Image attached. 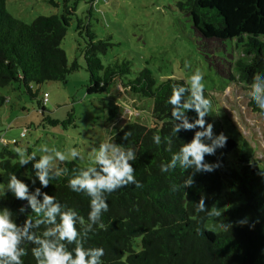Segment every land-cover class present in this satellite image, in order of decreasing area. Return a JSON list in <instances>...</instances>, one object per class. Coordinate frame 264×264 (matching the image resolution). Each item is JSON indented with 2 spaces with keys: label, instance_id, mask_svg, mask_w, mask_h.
Returning <instances> with one entry per match:
<instances>
[{
  "label": "trees",
  "instance_id": "trees-1",
  "mask_svg": "<svg viewBox=\"0 0 264 264\" xmlns=\"http://www.w3.org/2000/svg\"><path fill=\"white\" fill-rule=\"evenodd\" d=\"M79 0H62L60 13L40 15L26 23L11 15L6 9V0H0V87L14 85L23 88L30 98L37 97L32 85L46 81L65 83L70 73L79 68L76 60L68 62L60 43L67 31ZM55 6L58 2L49 0ZM176 6L191 20L192 28L202 38L230 41L240 49V56L233 61L235 74L232 81L250 91L253 78H264V0H179ZM77 34L84 37L80 51L88 72L86 92L94 95L109 94L116 82L128 92L150 100L152 126L141 123L125 124L112 137L122 148L134 146L133 166L135 178L143 186L120 187L112 193H104L108 211L101 210L97 222L88 220L90 197L68 187V181L86 167L73 161L58 163L57 170L48 168V186L39 181L34 167L41 156L35 154L25 164H20L18 155L7 144H0V185L5 187L0 194V211L7 210L10 219L23 228L26 221L31 225L28 232L45 239L44 231L60 223L56 214L55 223L36 225L37 219H45L43 211H33L27 198H17L10 187L13 175L27 186L28 195L43 203V195L55 197L61 211L74 210L78 241L85 249L102 247V264H264V162L254 158L255 149L234 134L228 137L224 148L217 147L214 155L205 154L209 164L221 162V167L212 172L195 171L193 167L182 168L180 162L167 172L161 165L171 162L181 145L189 143L196 131L180 128L173 133L174 124L180 123L171 117L172 105L168 100L173 85L185 84L180 78L165 77L155 80L148 68L128 75L131 69L127 61L104 65L100 53H105L109 43L96 39L88 24L77 19ZM188 93L184 94L186 98ZM205 95L212 100L206 92ZM214 100V101H213ZM8 102L0 94V107ZM216 103V102H215ZM43 98L37 100L38 109L45 110ZM248 107L264 118V110L258 108L248 96ZM215 109L204 117L205 122L215 118ZM189 122L196 118L194 109L185 110ZM69 116L64 123L72 122ZM43 121L56 125L58 120L44 116ZM131 132L125 138V134ZM160 135L159 145L153 142ZM14 144H16V140ZM168 140H171L169 145ZM31 155V147L25 148ZM233 163H238L237 167ZM99 171L97 163L94 166ZM57 172L61 174L57 176ZM91 175V173H90ZM191 177L192 186L184 182ZM173 185L178 190L173 191ZM39 188V193L36 189ZM186 194V195H185ZM203 196L205 212H197L196 205ZM215 206L221 209L219 217H209L208 211ZM23 209V210H21ZM83 217L84 223L80 222ZM248 218L241 225L237 221ZM254 221V227H249ZM231 223L228 232L218 224ZM91 224V227H89ZM104 224V228L99 225ZM199 228L203 235H198ZM46 239L54 240L50 236ZM67 251L75 255L76 241H60ZM20 247L25 249L23 264H38L33 249L39 245L22 238ZM87 258V257H86Z\"/></svg>",
  "mask_w": 264,
  "mask_h": 264
},
{
  "label": "rangeland",
  "instance_id": "rangeland-1",
  "mask_svg": "<svg viewBox=\"0 0 264 264\" xmlns=\"http://www.w3.org/2000/svg\"><path fill=\"white\" fill-rule=\"evenodd\" d=\"M54 1L58 6L49 0H6L5 6L15 18L29 23L40 15L60 13L62 0ZM177 1L79 0L60 43L68 62L76 60L79 68L68 75L65 83L33 84L32 90H37V97L32 99L23 88L0 87V94L8 99L0 107V143L14 150L31 147L39 156H52L49 168L54 171L63 161L55 157L53 149L68 157L64 161L88 168L95 164L94 150L105 141L116 144L112 134L125 124L153 125L150 100L134 96L119 82L109 94L86 92L89 76L80 51L84 37L75 29L80 19L89 25L96 39L111 44L105 53H100L104 65L127 61L131 69L128 75L148 68L158 82L165 77L186 82L199 69L204 74L205 92L215 99L213 108L221 113L206 122L213 124V137L223 132L246 140L255 149L254 158L263 164L264 140L260 133L264 132V118L250 110L248 91L230 77L236 73L233 61L240 56V49L230 41L202 38L192 28L189 16L176 6ZM186 61L190 68H185ZM44 93L47 101L41 113L37 100H41ZM46 115L59 123L50 125L43 121ZM69 116H73L72 122L64 123ZM25 128L28 134L22 137L20 133ZM204 142L210 144L211 140L204 138ZM41 145H47L49 151L42 152ZM72 148L80 151L83 159L69 157ZM129 148L134 152V146ZM233 165L237 167L238 163ZM4 192L5 187L0 185V194Z\"/></svg>",
  "mask_w": 264,
  "mask_h": 264
},
{
  "label": "clouds",
  "instance_id": "clouds-1",
  "mask_svg": "<svg viewBox=\"0 0 264 264\" xmlns=\"http://www.w3.org/2000/svg\"><path fill=\"white\" fill-rule=\"evenodd\" d=\"M189 62H185V68H190ZM188 93L186 98L184 94ZM248 96L255 102L256 106L264 110V78L260 74H256L253 78V83L250 86ZM171 108V117L180 123L174 124L173 133L184 128L191 130L193 128H201L203 131H196L193 138L189 143L181 145L179 152L172 156L171 162L167 165H161V171L167 172L173 168L177 161L180 162L182 168L193 167L195 171L212 172L221 167V162L218 160L216 163L209 164L205 162V154L214 155L217 147L224 148L227 144L228 137L223 132L213 137V124L205 122L204 117L213 112L212 100L205 95L204 74L199 70H195L185 84H175L172 88V93L168 100ZM194 109L196 118L194 121L189 122L185 116V110ZM215 114L220 116V110H216ZM28 129L25 128L20 135L26 136ZM131 132L125 134V138L130 136ZM260 137L264 140V132L260 133ZM204 138L211 140V143H205ZM153 142L157 145L160 144V135L153 136ZM169 145L171 140H168ZM42 152H48L47 145H41ZM19 163L25 164L28 160L32 159L35 153L25 155V149H15ZM55 157L60 161H64L65 154L61 151L53 149ZM71 158L80 157L83 155L76 148H72L68 154ZM136 157L131 148L125 150L124 148L105 141L100 144L98 150H94L95 163L99 165V171L95 167L89 166L82 170L79 175L72 177L68 181V187L77 193H85L90 199V211L88 212V220L90 222H97L101 210L108 211V204L104 193H112L120 187H126L130 184L141 188L143 185L136 180L135 170L129 161L134 160ZM53 157L50 155H41L40 159L35 163L34 167L39 169L37 176L39 181L45 187L48 186V168ZM91 173V175H90ZM61 173L57 172V176ZM194 181L189 177L185 182V186H192ZM8 187L12 189L17 198H27L33 211L37 214L43 211L45 219H37L35 224L38 226L41 223H55L56 214L60 216V223L54 228H49L44 231L43 236L45 239L33 236L28 232L31 225L30 221H26L23 228L18 227L10 219V213L7 210L0 211V264H23L21 257L24 256L25 249L20 247L22 238L34 241L39 245L38 248L33 249V255L36 257L38 264H102L101 257L104 256V249L102 247L85 249L78 241V232L75 227L74 217L77 213L69 209L68 211H61V205L55 203V197L47 194L43 195V203H38L35 196L28 195L27 186L13 175L9 181ZM173 191H177L176 185H173ZM40 189L37 188L36 192L39 193ZM186 195V194H185ZM23 210V209H21ZM196 211L205 212V200L201 196L197 205ZM207 215L209 217H219L221 209L213 206ZM80 222L84 223L83 217ZM248 218L245 217L237 221L238 224H245ZM254 221L249 227H254ZM104 228V224L99 225ZM231 223L218 224L219 229L228 232L231 228ZM91 227V224H89ZM198 235H203V232L197 228ZM53 236L54 240L46 239ZM68 241L69 243L76 241L75 255L66 250L65 245L60 241ZM87 257V258H86Z\"/></svg>",
  "mask_w": 264,
  "mask_h": 264
},
{
  "label": "built area",
  "instance_id": "built-area-1",
  "mask_svg": "<svg viewBox=\"0 0 264 264\" xmlns=\"http://www.w3.org/2000/svg\"><path fill=\"white\" fill-rule=\"evenodd\" d=\"M46 101H47V94L44 93V95H43V102L45 103ZM13 142H14V140H13Z\"/></svg>",
  "mask_w": 264,
  "mask_h": 264
}]
</instances>
